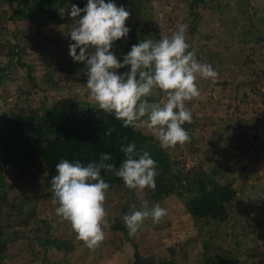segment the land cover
I'll return each instance as SVG.
<instances>
[{"label": "trees", "instance_id": "trees-1", "mask_svg": "<svg viewBox=\"0 0 264 264\" xmlns=\"http://www.w3.org/2000/svg\"><path fill=\"white\" fill-rule=\"evenodd\" d=\"M237 1H240L243 9H245L241 13V17L247 15L250 18V8H245L247 6L246 2L249 0ZM0 2L2 4L0 10L3 9L0 11V59L2 58L3 60V66L0 67V85L18 81L20 79L17 76L19 69L23 70L25 75L24 80L19 81V84L28 81L33 87L32 91L36 90L31 92L28 98L24 91L17 86L15 94H21L17 98V100L22 102L21 106H19L18 110L14 109L12 112L1 111L0 132L3 136L11 135L12 133L16 134L13 143H15V150L18 151L22 160L38 159L43 169V186L47 189L48 196L53 200L51 177L56 174L55 165L62 158L73 161L79 160L87 164L98 159L99 154L109 153L112 157L110 162L119 167L125 159L123 152L120 151L121 144L126 145L134 142L138 151H148L157 162L158 175L155 178V191L148 188L144 190L128 189L123 181L112 173L103 174L105 181L110 184L106 196L113 192L119 197L120 195L117 194V191L122 190L123 192L121 193L123 197L120 200L121 203H118L122 218L110 224L109 228L114 233L120 232L123 238L130 243L132 261L129 264H176L167 254L165 258L142 256L138 252L136 244L130 242L123 216L132 211L140 210L144 201H148L150 207L152 204L159 202L161 207L167 209L166 218H172L174 223L188 220L192 223L188 228L190 231L208 236L207 239H200L201 252L197 255L199 264H258L253 263L254 260H248V251H242L235 240L238 236L239 226L244 229V236L253 235V225L248 221L258 220L259 215L263 220L264 206H262L263 211L259 213H256L258 208L255 209V213L243 209L244 214L243 212L241 213L240 219L236 220L233 223L234 225H226V222L232 218L231 207L235 204L239 190L233 188L231 183L224 182V172L225 170L228 171L229 168L233 173H236V171L240 173L244 168H247L248 171L255 169L257 162L260 161V155L264 154V99H261L259 111L256 108L252 109L253 113H257L253 120L243 121L241 112H239L238 115L235 114L228 117L221 124L216 125L215 122H210L214 127H222L223 130L232 125L234 132H237L234 136L228 134L224 138L227 141H235L237 139V160L232 165L225 166V169H218L216 165H211L206 170L198 166L196 170L182 171L179 169L180 161L172 160L167 149L161 147L154 136L142 132L140 128L122 127L121 122L116 120L113 115L106 114L98 108L90 94H86V92H83L82 95L75 93V87L71 85L68 77L57 81L52 79L50 81L49 79L42 81L35 78L32 66L26 63V51L34 48L36 53H40L41 51H46V47L43 45H37L36 47L30 40L21 42V36L25 37L24 31L8 30L10 23L27 22L36 26L34 31H37V35H40L41 27L51 25L56 27L64 26L63 28L66 27L67 32L69 25L73 24L72 18L66 15L67 8L75 2L77 6H80V4L85 6L87 0H0ZM8 2L12 3V10L10 11L5 8ZM113 2L117 6L123 5L131 13L130 18L126 21V26L131 31L126 39L122 38L116 41L113 48L117 58L121 60L123 55L130 51L133 44L144 39H159L162 37L163 33L160 28H165V25L173 26V23L178 18L159 23L151 14L152 0H113ZM217 2H220V0H189L187 15L180 16L181 20L178 23V25L184 23L189 26L186 33L189 38H192V35L200 31L198 24L202 23V15L198 14L199 9L210 8L212 11L213 7L215 9V3ZM65 10L66 12H64ZM66 19L69 22L66 21L62 24ZM236 22H238V19H236ZM166 34L169 35L167 32ZM65 37H63V40H65ZM214 37L215 34L210 33L205 38L212 39ZM233 40L241 53H247V51L254 53L253 49L258 44L264 48V35L254 31V26L250 22L247 28H241L240 32L233 36ZM42 41L56 44L54 38H42ZM54 49L56 54L55 51H46V58L49 59L55 55V60L57 61L62 55L61 51H64V60L66 62L69 61L71 65L73 63L74 67H77L78 72L80 70L86 71L85 68L79 69L78 66L82 65L74 62L69 56V45L66 44L63 48L56 47ZM78 52L79 49H77ZM218 53L210 51L209 57H217ZM246 56H248V53ZM261 58V61H263L264 52ZM210 62L211 60H209ZM252 62L251 59L245 58L240 62L239 60L236 61L234 67L242 70L243 73H247L248 78L253 79L251 82H245V84L250 87L251 92H254L255 90L259 91V87L264 88L262 81L264 73L254 70ZM41 65L44 66L45 64L41 63ZM118 71L119 73H124L128 71V68ZM74 73H77V71H74ZM86 81L87 75L85 73V77L81 81L84 84V86H81L83 89H87ZM39 82L42 83L41 87ZM213 84L221 86V84L216 82ZM64 85L65 87L62 88ZM49 86H53L56 89H67L68 96L56 97L52 95L47 97V99H42L38 108L34 107L32 102L34 95L45 89L49 91ZM154 94H158V96L153 98ZM154 94L149 98L150 101L156 102L158 98L160 99L165 95L159 90H156ZM192 117V123L182 125L190 135L191 139L188 142L190 144L195 140L193 139V131L199 120L193 114ZM110 127L114 128V131L111 136L106 137L104 133ZM215 133L214 131L213 134L216 135ZM217 142L218 140L212 146ZM36 143H40L42 146L36 148L38 145ZM10 144L6 140L0 142V193L7 186L6 179L2 175V166L9 164V157L13 154V148ZM253 190V194L259 195L264 203V175L262 181L256 183V187ZM124 195H128L127 202L124 200ZM2 197L4 198L3 195H0V200ZM237 201L240 202L239 200ZM133 204L137 206L135 209L131 207ZM179 206L183 207L184 214L179 211ZM14 210L20 213L21 208L18 206ZM31 216L33 218V215ZM22 220L26 219L23 218ZM22 224L26 225V222L20 221L19 225ZM2 227L3 225H0V264H4V251L7 247L6 243L1 240ZM45 227L44 229H47ZM215 228H218L216 231L224 232V234L228 230L234 243L224 242V239L219 237V235H211V229ZM182 234L175 238V244H177L176 241L180 240ZM213 239L217 243H213ZM61 244L62 246H60ZM67 244V242L51 241L49 239L44 241L45 246L53 247L62 251L63 254L66 251L68 253L69 244ZM63 246L64 250H61ZM249 254L252 258L255 257L253 252L249 251Z\"/></svg>", "mask_w": 264, "mask_h": 264}, {"label": "rangeland", "instance_id": "rangeland-1", "mask_svg": "<svg viewBox=\"0 0 264 264\" xmlns=\"http://www.w3.org/2000/svg\"><path fill=\"white\" fill-rule=\"evenodd\" d=\"M188 2L189 0H152L151 14L159 23L167 20L172 21L173 18L178 17L173 26L165 25V28H160L163 33L162 36L167 35L166 32L170 36L177 29L181 20L180 16L187 15ZM240 3L237 0H220V2L215 3L216 7L215 9L213 7L212 11L210 8H200L198 14L202 15V23L198 24L199 33L192 35V38H189L186 34L187 40H189L187 42L196 49V58L204 63H209V60H211L209 64L218 73L216 83L221 84V86L213 84L211 80L199 79L200 97L187 102L188 106L192 108V114L199 119L193 131V139L195 140L191 144H178L175 147L167 148L171 159L180 161L179 169L182 171L196 170L198 166L206 170L211 165H216L218 169L232 165L237 160V139L227 141L224 138L228 134L234 136L237 132H234L232 125L223 130L222 127H214L210 122L213 121L216 125L221 124L228 117L238 115L239 112H241L243 121L253 120L257 113H253L252 109L256 108L259 111L261 108V99H264V88L259 87V91L251 92L250 87L245 82H251L253 79L248 78L247 73H243L242 70L234 67V63L248 58L253 61L252 68L254 70L264 73V60L261 61L264 48L258 44L253 49L254 53L247 51L248 56H246L247 53H241L236 47L233 36L240 32L241 28H247L249 22L253 24L254 31L264 35V0H249L246 2L247 6L245 8H250V18L247 15L241 17V13L245 9ZM0 7H2L1 2ZM78 7L83 8L84 5L80 4ZM5 8L8 11L12 10V3L8 2ZM68 11H70V7L67 8L66 15H68ZM236 19H238V22H236ZM66 21L68 20H64L63 23L61 21V23L64 24ZM35 27L31 23L15 22L8 25V30L24 31L25 37L20 35L22 37L21 42L30 40L36 47L37 45H43L46 47V51H55V54L56 50L54 48H63L66 44L72 43L70 38L65 35L67 32L66 27L63 28L64 26H43L40 35H37V31H34ZM71 27L70 24L68 29ZM210 33L215 34V37L212 39L205 38ZM64 36H66L65 40H63ZM42 38H54L57 42L55 41V45L51 42L44 43ZM46 51L36 53L34 48L26 51V63L32 66L35 78L42 81L47 79L57 81L68 77L71 85L75 87V93L79 95H82L83 92L90 94L88 89L81 87L84 86L81 81L85 77L86 71L80 70L78 72L73 63L71 65L69 61L66 62L64 51H61L62 55L57 61L55 55L49 59L46 58ZM210 51L213 53L219 52L218 56L209 57ZM41 63L45 65H41ZM2 64L3 60L1 58L0 67L3 66ZM79 65H82L78 66L79 69L85 68L83 63H79ZM74 71H77V73H74ZM17 76L20 78L18 81L0 85V113L2 110L12 112L14 109L18 110L21 106L22 102L17 100L21 94H15L17 86L24 91L28 98L31 92L36 91H32L33 87L28 81L19 84V81L24 80L25 77L23 70L18 69ZM262 81L264 84V79ZM41 84L39 82L40 87ZM64 87L65 85L62 88ZM49 88V91L45 89L34 95L32 99L34 107L38 108L42 99H47L52 95L56 97L68 96L67 89H56L53 86H49ZM154 95L153 98L158 96V94ZM164 98L165 95L160 99L158 98L156 102H162ZM140 130L150 134L146 128H140ZM214 131L216 135L213 134ZM15 135L12 133L3 136L0 132V142L6 140L11 143L10 145L13 148V154L9 157V164L2 166V175L7 182V186L0 193L4 196L0 200V225H3L1 240L7 245L4 251L3 263L129 264L132 261V247L120 232L114 233L109 227H106L104 229L105 239L99 247L88 248L83 241L78 239L70 223L56 215L55 209L58 205L53 204L51 197L48 196L47 189L43 186V169L40 162L38 159L27 161L20 158L18 151L15 150V143H13ZM217 140L218 142L212 146ZM36 144H38L36 148L42 146L40 143ZM260 156V161L257 162L255 169L248 171L247 168H244L240 173L237 171L233 173L229 168L228 171L225 170L224 172V182L231 183L233 188L239 190L235 204L231 207L232 218L226 222V225H234L233 223L240 219L241 213L244 214L243 209L251 213H255L256 208H258L256 213L263 211L262 206H264V203L261 197L253 194V188L256 187V183L262 181L264 175V154ZM237 166L239 165L237 164ZM121 193H123L122 190L117 191L120 196ZM120 196L118 197L113 192L106 196L105 208L108 214L107 220L110 224L122 218L118 206L123 198ZM124 198L127 202L128 195H124ZM18 206L21 208L20 213L14 210ZM33 210L34 213L32 214ZM179 211L184 214L183 207L179 206ZM31 215H33V218ZM23 218L26 220H22ZM20 221H25L26 225H19ZM244 221L246 222V220ZM248 222L253 225V235L244 236V229L239 226L235 241L240 245L242 251H248L247 258L249 261L254 260L253 263L264 264V216L263 220L259 215L258 220H249ZM191 224L188 220L174 223L172 218L166 217L162 218L159 223H154L151 218H148L134 237L129 236L127 227L126 231L130 242L136 244L137 250L142 256L165 258L167 254L176 264H197L199 261L197 255L201 252L200 239H207L208 236L190 231L188 228ZM44 226L47 229H44ZM217 229H211V235H219L224 239V242L234 243L228 230L224 234V232L216 231ZM181 234L180 240L176 241L177 244H175V238ZM46 239L67 242L69 244H67L69 246L68 253L66 251L67 254H63L62 251L45 246L44 241ZM214 239L212 240L213 243H217ZM61 250H64V246L61 247ZM249 251L255 254L254 258L251 257Z\"/></svg>", "mask_w": 264, "mask_h": 264}, {"label": "clouds", "instance_id": "clouds-1", "mask_svg": "<svg viewBox=\"0 0 264 264\" xmlns=\"http://www.w3.org/2000/svg\"><path fill=\"white\" fill-rule=\"evenodd\" d=\"M68 15L73 21L65 33L72 41L69 56L84 64L86 87L98 108L113 115L122 127L146 128L165 149L190 142L182 127L193 119L187 102L200 97L199 79L215 83L218 73L196 58V49L187 42L189 26L180 23L170 36L141 40L121 60L113 48L131 31L126 26L129 10L113 0H87L83 8L72 4ZM126 67L128 71L119 73ZM156 90L165 94L162 102L150 101ZM113 131L110 127L104 135L111 136ZM120 151L125 159L119 167L110 162L109 153L87 164L62 158L51 177L56 215L70 223L88 248L99 247L105 239L104 229L111 226L105 208L110 184L104 173L120 178L128 189H156L157 162L150 153L138 151L134 142L122 143ZM167 214L159 202L150 207L144 201L140 210L124 215L123 221L134 237L146 219L159 223Z\"/></svg>", "mask_w": 264, "mask_h": 264}]
</instances>
